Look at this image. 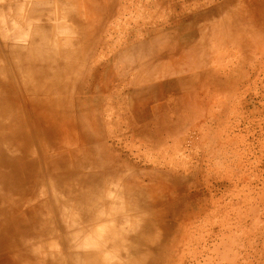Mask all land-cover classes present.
Listing matches in <instances>:
<instances>
[{
	"label": "rangeland",
	"instance_id": "rangeland-1",
	"mask_svg": "<svg viewBox=\"0 0 264 264\" xmlns=\"http://www.w3.org/2000/svg\"><path fill=\"white\" fill-rule=\"evenodd\" d=\"M0 1V248L25 237L2 195L11 208L51 180L69 191L63 215L27 234L62 235L42 251L51 264H264V0ZM151 68L167 108L145 124L125 97ZM25 98L57 109L78 159L35 158L58 136ZM89 181L114 193L84 196Z\"/></svg>",
	"mask_w": 264,
	"mask_h": 264
},
{
	"label": "bare ground",
	"instance_id": "bare-ground-1",
	"mask_svg": "<svg viewBox=\"0 0 264 264\" xmlns=\"http://www.w3.org/2000/svg\"><path fill=\"white\" fill-rule=\"evenodd\" d=\"M64 51L66 53L64 54L65 57L67 55V51L66 50ZM47 52L49 53V55H54V56L56 55L58 57V54H54L53 51L50 52L49 49L47 50ZM53 60L55 59L53 58ZM177 70L179 71V69ZM66 72L67 73L65 74V77L66 75H68V77H66L68 79L69 74L67 69ZM160 72L161 70L159 69V75H160L159 77L162 76V73ZM44 77L47 78L48 76H44ZM141 79L144 83L143 87L133 89L132 91L126 94L125 99L128 100L127 109L133 112L132 115L137 117L139 121H144V123L146 124L143 118L148 116L149 110L161 111L162 109L167 107H165L163 103H160L159 106L154 104L155 101L159 98V96H161L160 93L162 94V91L160 90L161 85L158 86V85L150 84L154 79L152 68L144 69L141 75ZM65 80L55 79L49 76V78L46 81H44V79H41L40 82L48 87H53V91L59 92L63 88ZM3 90L9 99L13 98V94H15V90L13 88L4 87ZM23 101L27 105V108L29 110L28 117L30 121L36 124V126L42 130H45V128L47 129L50 128L49 131L55 132L56 136H58L57 141L53 143L51 146L41 147V148L37 147L33 149L34 155L36 156L35 158L46 159L49 157L50 151H52L53 153H56V155L67 154L68 159H78V153H79L78 151H82L81 150L82 147L78 145L79 139H77V137H75V135L73 134V130L71 129L70 125L65 124L63 120L57 116L58 115L57 109L47 107L48 104L46 102L44 103L43 101H40L41 102L40 105H36V104L33 105V103H31L26 98ZM81 106L84 107L83 110L85 111L82 113V116L89 117L90 113L86 111V109L89 106V101L87 100L81 101ZM52 114H57V115H54L52 118ZM79 128H81V124ZM89 128L90 129L94 128V125L89 123L88 130ZM80 132L82 135L80 141L82 142L83 140H86L88 138L87 137L88 132L87 130H83V129H81ZM73 147L75 148L72 149ZM45 164L49 167L48 173L54 171L56 168L62 167L57 163H53L52 161L50 162L49 160H46ZM77 168L81 169V166H77ZM49 183L50 184L47 185L50 186L49 188H46V184L45 187L42 186L40 188H39V184L38 186L37 184H35L36 186L34 187H36L37 189L33 190L32 192H29L30 194L29 193L21 194L20 197L16 199L17 201L13 204L11 208L8 205V202L11 200L10 197H7V195L6 196L2 195V198L5 197L4 203H6L7 205L6 207L9 208L7 209L8 211L6 212L8 213L7 217H10L12 220L21 219V227L19 231H23V235H25V237L16 242H9L10 244H7L4 248L3 247L0 248V264H51V262H48L49 260L45 259L46 261H44L43 258L44 256L42 255V251L45 252L47 251V249H52L51 246L56 244L55 240L59 239L62 235L53 233L48 239L41 235H35L34 237L32 236V234L27 235L30 232V230L28 229L29 225L35 226L39 221V217L46 215L47 211L50 210L51 207L58 208L60 214L62 213L63 215L64 210L61 209L59 205L62 204L63 206H65L64 195L69 191L63 190L54 181L50 180ZM86 184L83 185V188L81 187L80 190H82L84 196H89L91 199H96L97 196H100L99 193L104 194L103 197L111 196L114 193V191H112V193H107L106 185H104L103 190H101L100 187L99 186L97 187V185L94 182L89 181ZM67 187L74 192H78V188L74 183L67 184ZM66 201L69 203L68 196L66 197ZM106 216L107 215H103V218L106 219ZM97 218L103 219L102 216H98ZM26 223H28V225H26ZM75 228H79V227H75ZM75 228L66 231V233L64 234L67 235V233L70 234V232H73L75 236L76 233L81 230V229L77 230ZM15 232L17 231L15 230ZM15 232L12 230L9 231L10 234L11 233L14 234ZM73 247L74 246H72V248ZM83 247L85 248V246L83 245H76L73 249L80 250ZM60 262L61 261L59 258L58 263L57 261H54V264H60Z\"/></svg>",
	"mask_w": 264,
	"mask_h": 264
}]
</instances>
